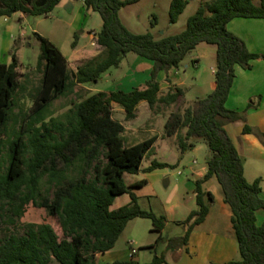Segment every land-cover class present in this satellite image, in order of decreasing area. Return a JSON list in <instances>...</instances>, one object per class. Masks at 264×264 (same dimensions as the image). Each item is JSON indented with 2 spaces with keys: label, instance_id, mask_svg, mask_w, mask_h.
Returning a JSON list of instances; mask_svg holds the SVG:
<instances>
[{
  "label": "trees",
  "instance_id": "16d2710c",
  "mask_svg": "<svg viewBox=\"0 0 264 264\" xmlns=\"http://www.w3.org/2000/svg\"><path fill=\"white\" fill-rule=\"evenodd\" d=\"M61 1L0 0V18L17 13L47 18ZM71 1L82 2L99 15L102 26L96 34V43L105 56L69 73L60 51L34 33L40 44L36 65L41 73L40 84L32 95L31 108L7 139L5 129L16 105L20 74L15 54L9 65L0 64V221L7 219L14 224L15 219L38 209L47 214L45 222L28 224L22 235L8 234L0 239V264H97L96 256L112 250L134 219H148L153 224L152 231L162 232L166 217L143 210L131 192L143 187L146 181L132 185L124 181L126 174L140 172L143 159L151 152L157 136L127 145L124 127L112 118L113 106L123 110L127 121L136 118L142 102L149 110L175 106L183 91L170 87L162 93L157 73L164 72L165 82H170V73L177 72L186 56L202 43L216 49V88L205 98L186 105L183 111L171 113L164 124L163 137L176 135L181 155L199 143L205 145L209 152L207 172L195 183L197 209L181 223L186 228L184 235L169 239L167 248L185 246L194 227L205 220L213 197L202 192L201 184L215 176L224 202L231 209L239 254V260L226 264H264V222L259 225L256 216L257 212L264 211L261 180L249 183L245 179L243 159L225 131L227 124H242V132L253 135L264 146V133L246 123L245 112L226 107L236 76L235 67L251 70L253 61L264 60V56L250 53L244 41L228 30V24L237 18L264 20V0L201 3L188 18L184 31L160 38L151 32L134 34L121 22L120 10L138 0ZM187 5V0H170L171 26L177 23ZM152 18L154 28L157 17ZM127 55L153 63L151 77L143 86L128 93L99 91L73 104L60 118L48 114L53 101L66 96L76 86L98 83L105 73L119 68ZM101 157L104 163L100 162ZM160 169L174 167L153 160L144 171ZM122 194H129L130 203L111 210L115 198ZM134 254L127 261L111 264H140ZM148 264L166 262L160 256Z\"/></svg>",
  "mask_w": 264,
  "mask_h": 264
},
{
  "label": "rangeland",
  "instance_id": "374dc122",
  "mask_svg": "<svg viewBox=\"0 0 264 264\" xmlns=\"http://www.w3.org/2000/svg\"><path fill=\"white\" fill-rule=\"evenodd\" d=\"M187 1V7L179 16L177 23L172 26L169 24L168 16L170 0H138V2L121 9L119 17L123 25L134 34L151 32L155 38L174 36L184 31L188 18L197 11L201 3L214 0ZM69 4L72 6L68 7ZM153 16L157 17V26L154 28L151 27ZM100 24L99 15L85 7L82 2L70 3L67 0H62L47 18L26 17L20 13L10 18H0V64L9 65L12 55L15 54L20 74L18 79L20 87L15 97L16 105L10 112L9 122L4 134L5 139L13 135L17 130V122L31 108L32 95L40 84L41 73L37 71L36 67L40 54V44L33 34L37 33L49 40L67 61L69 73H73L77 67L89 61L100 60L105 56L102 48L97 45L95 37L92 38L91 35L99 30ZM75 40L77 44L73 49L72 44ZM116 89L125 90V61L122 66L101 77L98 83L76 86L66 96L53 101L48 108V114L52 118H60L72 108L73 104L86 99L90 95L99 91L109 92ZM185 107L182 102L170 108L160 107L150 110L149 114H147L146 108L141 107L136 118L127 121L123 110L115 106L112 118L119 122L124 129L126 128L123 133L125 143L133 145L152 136L161 135L163 137L164 124L169 115L177 110L183 111ZM157 114H160V116L157 117ZM202 147L206 152V156L209 155L205 145ZM3 152L5 155L6 150H3ZM176 157L175 153L156 156L151 151L143 159L142 169L138 174L125 175V184L130 185L133 181L147 178L150 172H145L144 169L150 165L153 159L174 163ZM193 160H197L200 165L204 164V154L202 155V152L189 153L186 159L182 161V165L178 167L173 165L174 169L169 171L160 169L159 171L163 173V176H157L155 182L141 188L131 189V192L137 197L138 205L143 210L152 211L156 216L163 215L165 207L177 195L182 193L183 184L186 182L182 166L191 163ZM100 162L104 163L105 160L101 157ZM256 163L259 167L256 174L261 178L262 195L264 196V157ZM178 172L181 175H178ZM165 176L169 178L167 185L164 183ZM42 187H46L44 183H42ZM184 196L188 199L191 195ZM130 201L129 194H122L115 198L111 210H117L128 205ZM192 208L196 210L197 206ZM256 216L257 223L262 224L264 222V211L257 212ZM46 218L47 214L38 209L28 212L19 220L15 219L14 224L7 219H3L0 221V239L8 234L22 235L28 224L43 223ZM152 230L153 224L148 219L138 218L130 221L110 252L119 256L117 260H125L128 252L131 254V251L134 250V259L140 264H148L153 259L163 255L168 262L172 263L173 258L168 254L170 250L166 247V242L171 238L182 237L184 235L182 227L179 223L169 222L161 233ZM106 255L104 254L97 259V264H102L101 261L107 259ZM237 260H239V256Z\"/></svg>",
  "mask_w": 264,
  "mask_h": 264
},
{
  "label": "crops",
  "instance_id": "0c3cea01",
  "mask_svg": "<svg viewBox=\"0 0 264 264\" xmlns=\"http://www.w3.org/2000/svg\"><path fill=\"white\" fill-rule=\"evenodd\" d=\"M67 1L73 3L71 0ZM71 6V4L68 5V7ZM101 26L102 22L99 30L94 34L100 31ZM228 30L244 41L250 53L264 56V20L237 18L228 24ZM215 55V47L202 43L186 56L177 72L170 73V82H165L164 72H158L156 80L160 84L161 92H167L170 87L180 88L183 91V97L179 99L178 104L183 102L185 106L195 99L205 98L211 94L216 88ZM124 61L125 90L122 91L128 93L135 88L143 86L150 79L153 63L135 55H127L120 66H122ZM111 70L103 76L109 74ZM235 75L226 107L237 112H245L246 123L251 127L260 129L264 133V60L257 59L253 61L251 70L235 67ZM117 90L119 89L106 91V93ZM141 107L146 108L147 114H149L150 110L145 102L138 105L137 112ZM156 116L159 117L160 114ZM242 129L243 125L239 123L225 126V131L243 159L245 179L252 183L256 179L261 180L256 174L259 168L256 162L264 157V146L253 135L244 134ZM202 146L204 145L199 143L194 149L181 155L176 144V135L171 138L158 135L152 146L151 151L156 156L175 153L177 157L174 163L167 161L158 162L176 165L177 167L182 165V161L186 159L189 153L202 152V155L204 154V164L200 165L197 160H193L191 163L182 166L186 182L183 184L182 193L177 195L165 207L163 216L166 217L167 224L174 222L179 223L181 226V223L194 211L192 207L196 206L195 183L202 180L205 176L209 157V155L206 156ZM153 160L157 161L156 159ZM169 170L171 169H167V171ZM158 171L150 172L147 175L149 179H142L146 181L144 186L155 182L157 176H163V173H160V171L158 173ZM136 182L138 181H133L130 185ZM164 183L166 185L169 183L167 176H165ZM201 190L203 193H209L213 197V202L208 205V214L200 225L194 227L185 246L169 248L168 254L173 258L172 263L168 262L163 255L166 264H226L238 259L237 243L231 225V209L224 202L223 191L216 177L213 176L204 181L201 184ZM189 194L191 196L186 199L184 195L187 196ZM204 201H207V197H204ZM181 227L183 232H185L186 228ZM168 241L169 239L166 242V247ZM110 251L105 253L107 254V259H103L101 261L102 264L127 261L132 254V251L131 254L128 252L125 260H117L119 256L113 255ZM101 257L102 255H97L96 261Z\"/></svg>",
  "mask_w": 264,
  "mask_h": 264
},
{
  "label": "built area",
  "instance_id": "2783aa9c",
  "mask_svg": "<svg viewBox=\"0 0 264 264\" xmlns=\"http://www.w3.org/2000/svg\"><path fill=\"white\" fill-rule=\"evenodd\" d=\"M91 35H92V38H94V37L96 38V35H95L94 33H92ZM177 174H178V175H181L180 172H178ZM132 253H134V251H132Z\"/></svg>",
  "mask_w": 264,
  "mask_h": 264
}]
</instances>
